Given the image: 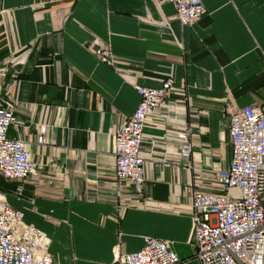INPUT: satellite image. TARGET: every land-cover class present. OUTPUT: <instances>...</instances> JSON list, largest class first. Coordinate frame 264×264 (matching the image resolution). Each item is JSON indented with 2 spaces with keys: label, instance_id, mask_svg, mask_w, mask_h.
Returning <instances> with one entry per match:
<instances>
[{
  "label": "crops",
  "instance_id": "obj_1",
  "mask_svg": "<svg viewBox=\"0 0 264 264\" xmlns=\"http://www.w3.org/2000/svg\"><path fill=\"white\" fill-rule=\"evenodd\" d=\"M201 2V20L182 27L158 0H0V99L18 104L7 137L23 140L39 168L20 193L0 178V194L49 239L57 264H113L146 238L173 242L177 264H199L186 182L212 186L230 160L229 113L264 104V0ZM98 46L111 66L93 55ZM166 79L167 105L143 129L135 191L112 174L114 132L139 102L130 81ZM184 130L190 167L174 164Z\"/></svg>",
  "mask_w": 264,
  "mask_h": 264
},
{
  "label": "built area",
  "instance_id": "obj_2",
  "mask_svg": "<svg viewBox=\"0 0 264 264\" xmlns=\"http://www.w3.org/2000/svg\"><path fill=\"white\" fill-rule=\"evenodd\" d=\"M158 3L172 5V18L182 27L194 26L205 14L201 0ZM93 55L99 62L112 65L109 48L98 46ZM172 83L166 79L160 88H150L130 81L139 102L114 132L112 174L135 191L144 181L143 129L167 105ZM17 106L0 99V178L16 182L20 193L23 184L36 180L39 168L30 161L23 140L7 137L9 127L18 122ZM227 135L230 160L224 170L214 173L212 186L204 188L195 181L186 182L194 257L199 264H264V104L230 112ZM189 137L188 130L176 134L179 154L175 165L184 161L190 167ZM36 144H44V128L37 130ZM161 162L172 163L167 158ZM23 217L0 194V264H57L48 252L49 239L27 225ZM172 246L168 240L146 238L140 251L119 255L113 264H177L179 259Z\"/></svg>",
  "mask_w": 264,
  "mask_h": 264
}]
</instances>
